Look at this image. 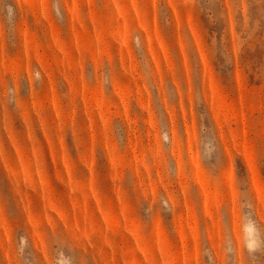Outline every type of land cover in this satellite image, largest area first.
I'll list each match as a JSON object with an SVG mask.
<instances>
[{"label": "rangeland", "instance_id": "obj_1", "mask_svg": "<svg viewBox=\"0 0 264 264\" xmlns=\"http://www.w3.org/2000/svg\"><path fill=\"white\" fill-rule=\"evenodd\" d=\"M0 264H264V0H0Z\"/></svg>", "mask_w": 264, "mask_h": 264}, {"label": "clouds", "instance_id": "obj_2", "mask_svg": "<svg viewBox=\"0 0 264 264\" xmlns=\"http://www.w3.org/2000/svg\"><path fill=\"white\" fill-rule=\"evenodd\" d=\"M242 232L244 236L245 246L249 252L257 250L260 244V230L257 223L250 216L245 217V221L242 226Z\"/></svg>", "mask_w": 264, "mask_h": 264}]
</instances>
